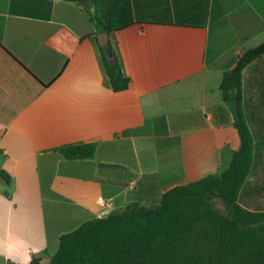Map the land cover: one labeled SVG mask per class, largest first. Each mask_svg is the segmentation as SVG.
<instances>
[{"label":"crops","instance_id":"crops-1","mask_svg":"<svg viewBox=\"0 0 264 264\" xmlns=\"http://www.w3.org/2000/svg\"><path fill=\"white\" fill-rule=\"evenodd\" d=\"M86 3L0 0V264L47 263L63 233L219 173L240 145L220 83L264 41V0ZM75 142L94 156L55 150Z\"/></svg>","mask_w":264,"mask_h":264},{"label":"trees","instance_id":"trees-1","mask_svg":"<svg viewBox=\"0 0 264 264\" xmlns=\"http://www.w3.org/2000/svg\"><path fill=\"white\" fill-rule=\"evenodd\" d=\"M72 1L87 9L86 0ZM102 58L113 90L127 89L130 79L117 56L108 57L103 50ZM263 58L264 41L222 74V98L235 103L240 141L224 170L177 185L157 202L133 203L87 220L61 235L47 263L34 257L28 264H264V209H250L240 201L261 148L244 111L243 71ZM261 92L264 106V86ZM95 149L93 142L55 148L66 159L91 158ZM0 177L10 180L3 170Z\"/></svg>","mask_w":264,"mask_h":264},{"label":"rangeland","instance_id":"rangeland-1","mask_svg":"<svg viewBox=\"0 0 264 264\" xmlns=\"http://www.w3.org/2000/svg\"><path fill=\"white\" fill-rule=\"evenodd\" d=\"M263 86L264 58L243 71L244 111L251 130L261 143L240 198L241 203L250 209H264V106L260 103ZM216 205L221 208V204Z\"/></svg>","mask_w":264,"mask_h":264},{"label":"built area","instance_id":"built-area-1","mask_svg":"<svg viewBox=\"0 0 264 264\" xmlns=\"http://www.w3.org/2000/svg\"><path fill=\"white\" fill-rule=\"evenodd\" d=\"M98 201L101 202V203L103 202L102 198H98Z\"/></svg>","mask_w":264,"mask_h":264}]
</instances>
